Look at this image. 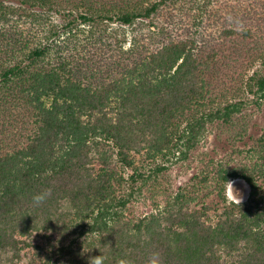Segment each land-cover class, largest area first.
I'll use <instances>...</instances> for the list:
<instances>
[{
  "label": "trees",
  "instance_id": "16d2710c",
  "mask_svg": "<svg viewBox=\"0 0 264 264\" xmlns=\"http://www.w3.org/2000/svg\"><path fill=\"white\" fill-rule=\"evenodd\" d=\"M260 57L264 0H0V264H88L97 246L105 264L152 251L163 264H264V137L260 164L218 169L223 185H250L247 203L196 208L185 191L157 213L132 207L149 192L156 203L167 169L143 171L135 154L186 156L208 125L231 124L250 100L229 97ZM246 83L264 98V67Z\"/></svg>",
  "mask_w": 264,
  "mask_h": 264
},
{
  "label": "rangeland",
  "instance_id": "374dc122",
  "mask_svg": "<svg viewBox=\"0 0 264 264\" xmlns=\"http://www.w3.org/2000/svg\"><path fill=\"white\" fill-rule=\"evenodd\" d=\"M53 19L55 22H64L61 15L53 16ZM99 25L107 28L108 31L118 27V23L113 22L104 23L100 21ZM82 27L90 28L87 25ZM130 30V27H127V32ZM128 40H131L130 33ZM263 67L264 58L260 57L252 67L244 72V86H241L240 90L232 92L228 101L235 102L239 99H247L250 100V104L242 112L237 113L231 124L215 122L208 125L199 144L186 156L182 154L181 149L175 147L171 151L167 150L168 155L165 157L158 155L154 159L145 161H143V155L135 154L137 163L143 167V171L148 172L160 165L167 168L164 173L160 174L158 182L154 186V189L159 193H157L156 203L149 192L142 201H138L132 206L137 217H143L152 212L157 213L159 209L164 208L168 201L164 194L169 193L176 196L180 192H188V203L191 207L196 208L216 204L221 200L222 194L226 197L227 204L230 202L239 204L248 202L251 193L250 185L242 178H231L223 185L218 169L222 164L229 167L251 168L261 162L259 160L260 154H256L255 150H258L259 139L264 137V98L260 95L251 94L247 89L246 82L256 72H262ZM186 124L185 122L182 124L181 131ZM177 142L175 139L171 146ZM109 150H113L112 147ZM257 170L259 171V169ZM131 173L132 170H125L126 176ZM235 188L243 192L241 202L234 195ZM221 211L222 209L219 210V212ZM214 213L216 211H210L211 215Z\"/></svg>",
  "mask_w": 264,
  "mask_h": 264
},
{
  "label": "clouds",
  "instance_id": "9594fccd",
  "mask_svg": "<svg viewBox=\"0 0 264 264\" xmlns=\"http://www.w3.org/2000/svg\"><path fill=\"white\" fill-rule=\"evenodd\" d=\"M234 195L240 200V202L243 200V192L241 190L235 188ZM51 196L52 190L50 188H46L42 189L37 193H34L31 197V200L34 206L39 207L46 204V202L49 200V198H51ZM58 203L61 205V211L70 210V203L67 201L66 198L58 201ZM95 248L100 249L101 254L89 257L88 264H105L106 255L101 251V248L99 246ZM89 251L90 250H83L84 253H87ZM122 264H132V261H123ZM144 264H163L160 253L158 251L150 252L149 255L145 258Z\"/></svg>",
  "mask_w": 264,
  "mask_h": 264
}]
</instances>
